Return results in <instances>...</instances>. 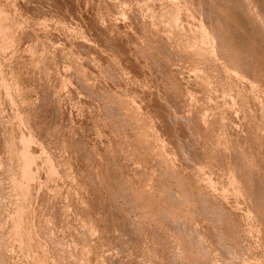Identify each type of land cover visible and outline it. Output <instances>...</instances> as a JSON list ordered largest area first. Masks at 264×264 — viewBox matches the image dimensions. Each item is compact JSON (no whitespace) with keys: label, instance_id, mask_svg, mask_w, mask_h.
I'll use <instances>...</instances> for the list:
<instances>
[{"label":"rangeland","instance_id":"rangeland-1","mask_svg":"<svg viewBox=\"0 0 264 264\" xmlns=\"http://www.w3.org/2000/svg\"><path fill=\"white\" fill-rule=\"evenodd\" d=\"M0 264H264V0H0Z\"/></svg>","mask_w":264,"mask_h":264},{"label":"bare ground","instance_id":"bare-ground-1","mask_svg":"<svg viewBox=\"0 0 264 264\" xmlns=\"http://www.w3.org/2000/svg\"><path fill=\"white\" fill-rule=\"evenodd\" d=\"M225 95V94H224ZM203 122V121H202ZM133 140V139H132ZM137 166V165H136ZM135 172V171H134ZM152 189V188H151ZM169 190V189H168ZM171 195V194H170ZM167 217V216H166ZM170 220V219H169ZM162 226V225H161ZM192 226V225H191ZM237 229V228H236ZM222 232V231H221Z\"/></svg>","mask_w":264,"mask_h":264}]
</instances>
